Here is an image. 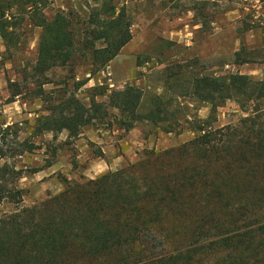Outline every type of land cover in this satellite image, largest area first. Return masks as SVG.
Returning <instances> with one entry per match:
<instances>
[{"label":"trees","instance_id":"obj_1","mask_svg":"<svg viewBox=\"0 0 264 264\" xmlns=\"http://www.w3.org/2000/svg\"><path fill=\"white\" fill-rule=\"evenodd\" d=\"M32 6V21L41 30L29 75L46 104L35 135L56 138L67 131L76 138L86 125L107 120L125 132L148 123L171 133L188 123L193 136L173 147L146 149L136 161L95 178H66L62 191L32 206L21 204L25 190L15 183L22 170L5 162L0 205L16 208L0 215V264H264V79L203 74L180 83L187 69L169 74L180 95L211 106L205 118L185 114L164 94L136 84L112 90L109 103L95 94L84 103L75 93L52 101L44 88L51 70L78 58L88 62L90 75L105 68L132 40L133 21L127 6L113 0H99L81 29L70 13L49 18L37 0ZM0 13L3 18L5 11ZM9 24L0 20V31L12 44ZM234 56L235 63L250 61L242 51ZM245 85L250 92H239ZM233 98L246 106V116L215 128L217 109ZM36 147L15 140L0 153L14 157Z\"/></svg>","mask_w":264,"mask_h":264},{"label":"rangeland","instance_id":"obj_2","mask_svg":"<svg viewBox=\"0 0 264 264\" xmlns=\"http://www.w3.org/2000/svg\"><path fill=\"white\" fill-rule=\"evenodd\" d=\"M37 1L49 18L57 11L70 13L76 29H81L82 22L87 19L85 13L89 14L99 0ZM113 1L125 4L129 10L133 21L132 40L108 66L93 75L88 71V62L81 58L69 66L51 70L44 88L52 101L63 94L75 93L84 103L94 94L97 100L109 103L112 90L136 84L146 93L164 94L173 105L183 107L185 114L205 118L211 106L192 96L180 95L182 91L177 90L173 81L175 76L170 78L169 74L187 69V76L184 75L180 83L203 74L241 73L255 80L264 79V0ZM33 3L34 0H0V12L5 11L3 18L0 13V20L10 22L7 30L14 40L12 44L7 43L0 31V149L8 150L15 140H27L37 146L33 151L14 157L0 153V167L8 162L22 170V177L15 183L25 190L21 203L24 206L38 204L64 189L63 180L71 176L68 167L75 165V157L80 153L77 147L80 139L98 137L102 134L100 130L114 131L115 139L127 137L125 131L118 129L116 124L109 125L107 120L86 125L81 136L76 138L69 137L67 131L58 133L56 138L51 133L34 134L36 118L45 112L46 104L36 97V82L29 75L36 61L41 30L32 21ZM237 51H242L250 61L235 63ZM87 78L86 84L75 88ZM18 89L21 93L15 95ZM250 90L245 85L239 92ZM239 99H229L217 109L215 128L246 116V106ZM138 127L146 142L135 150L136 156L135 152L125 155L112 170L136 161L146 149L173 147L193 136L188 123L171 134L148 123ZM49 161L53 162L51 166H48ZM35 169L39 171L33 172ZM15 208L14 203L5 202L0 205V215Z\"/></svg>","mask_w":264,"mask_h":264},{"label":"crops","instance_id":"obj_3","mask_svg":"<svg viewBox=\"0 0 264 264\" xmlns=\"http://www.w3.org/2000/svg\"><path fill=\"white\" fill-rule=\"evenodd\" d=\"M170 37H174V35ZM138 128L137 125L132 130L126 132L125 136L127 137L120 139H115V136L113 137L115 132L110 130H100L102 134L98 137L88 136V140L80 139L77 145L80 153L75 157V165L71 164L72 166L68 167L69 172H71V176L68 179L82 180L84 178H95L99 174L110 170L125 155L135 152L136 149H139L146 142L145 136H143ZM117 143H120L118 147ZM120 146H122V149ZM95 148L97 150H94ZM134 155L136 156V152ZM134 155L129 159L130 161H133Z\"/></svg>","mask_w":264,"mask_h":264}]
</instances>
